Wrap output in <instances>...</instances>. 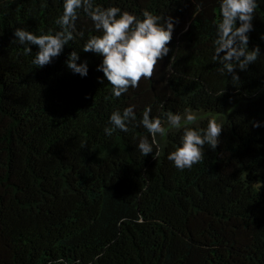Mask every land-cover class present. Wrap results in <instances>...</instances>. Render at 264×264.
Segmentation results:
<instances>
[{
  "label": "trees",
  "instance_id": "1",
  "mask_svg": "<svg viewBox=\"0 0 264 264\" xmlns=\"http://www.w3.org/2000/svg\"><path fill=\"white\" fill-rule=\"evenodd\" d=\"M63 3L0 0V264H264V0L248 34L261 56L235 84L212 58L220 0H94L178 21L154 77L119 98L97 71L103 58L83 51L100 33L82 10L75 39L43 68L37 46L29 55L14 41L17 28L60 31ZM72 51L86 77L67 68ZM129 106V132L107 136L111 114ZM149 106L168 129L158 156L137 147L152 142L139 123ZM186 110L197 116L187 127L214 119L223 130L181 171L167 157L186 125L169 128L165 113Z\"/></svg>",
  "mask_w": 264,
  "mask_h": 264
},
{
  "label": "clouds",
  "instance_id": "2",
  "mask_svg": "<svg viewBox=\"0 0 264 264\" xmlns=\"http://www.w3.org/2000/svg\"><path fill=\"white\" fill-rule=\"evenodd\" d=\"M257 0H220V20L216 25L213 60L219 63L222 75H231L232 82L240 80L237 70L247 71L261 56L259 46L249 49V33L253 31V19ZM82 10L92 21L94 29L100 35L91 36L83 47L84 52H91L102 57V64L97 71L103 72L104 78L112 86V95L116 98L128 92L129 88H137L143 80L152 79L156 68L170 51L174 24L172 17L154 15L144 10L143 19L127 11L121 12L118 7L102 8L94 4V0H64L63 13L56 20L60 31L54 34L35 35L23 28L14 32L15 42L26 45L24 51L31 55L32 45L38 47L32 63L38 68L49 65L54 58L60 56L66 45L75 39L76 21ZM163 21V22H162ZM239 22V26H237ZM82 35V33H81ZM264 38V37H262ZM13 41V42H14ZM223 54V55H222ZM79 55L72 51L66 60V66L74 74L86 77L87 62L77 64ZM103 83V80H99ZM135 106H129L121 111H114L109 119L111 127H105L107 136H112L118 129L129 132V124L136 121ZM169 128L179 129L184 125L181 145L168 155V160L183 171L191 169L205 159V145L215 150L223 126L216 120L208 121L206 129L187 127L195 124L197 116L186 110L182 116L172 112L165 113ZM152 137H142L137 144L138 151L143 156L154 154L155 137L163 136L168 131L160 118L151 117V107L145 108L142 120L139 122ZM258 123L254 127H259Z\"/></svg>",
  "mask_w": 264,
  "mask_h": 264
}]
</instances>
